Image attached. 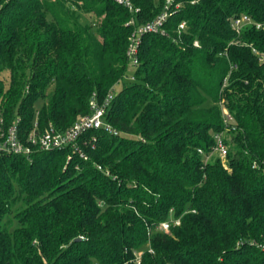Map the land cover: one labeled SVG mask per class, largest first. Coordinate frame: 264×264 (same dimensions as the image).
Here are the masks:
<instances>
[{"label": "trees", "instance_id": "obj_1", "mask_svg": "<svg viewBox=\"0 0 264 264\" xmlns=\"http://www.w3.org/2000/svg\"><path fill=\"white\" fill-rule=\"evenodd\" d=\"M131 2L0 0V127L64 130L123 82L87 159L0 158V264H264V0H183L126 81L129 37L165 0ZM216 133L228 154L206 161Z\"/></svg>", "mask_w": 264, "mask_h": 264}, {"label": "built area", "instance_id": "obj_2", "mask_svg": "<svg viewBox=\"0 0 264 264\" xmlns=\"http://www.w3.org/2000/svg\"><path fill=\"white\" fill-rule=\"evenodd\" d=\"M125 4L130 11L137 10L133 7L131 0H118ZM191 3H196L199 0H190ZM183 6V0H165L162 11L152 20L145 23L136 25L132 34L129 37V44L127 48V57L129 63L136 66L139 63V49L142 41V36L146 33H159L166 34V22L172 13L177 12ZM130 23L135 24L136 20L133 17ZM254 24L253 19L248 15H241L234 17L232 20V26L237 31H240L245 25ZM256 26L260 28L262 23H257ZM186 27V21H182L179 26V32ZM195 45H199L198 41H195ZM114 88H111L107 93L104 100L99 102L95 97L90 100V112L80 115L77 119L64 130L56 128L50 124L45 128H40L38 119L35 118L33 126L29 132L24 133L20 130L19 123L20 118H17L7 128L0 127V158L8 154H22L29 160L32 159L33 153L36 151H50L62 149L67 146H71L74 150L78 151L81 157L87 159L88 155L81 146L82 137L90 130L105 128L106 130L117 133V130L113 128L105 120L107 109L110 106L113 96ZM224 123L230 126L234 122V116L229 112L227 108H223ZM3 121V119H1ZM91 141L96 140L95 136H92ZM216 142L212 146L210 153H206L203 149H199V152L205 155V160H209L212 155H218L222 159L228 154V146L224 141L223 133L215 134ZM88 140L85 139L84 143ZM71 158V156H68ZM99 168H102L98 165ZM180 218H172L170 220L163 221L159 224V229L168 232L171 224L179 223ZM153 251L151 247L148 249ZM143 251L136 252V261L141 260Z\"/></svg>", "mask_w": 264, "mask_h": 264}, {"label": "rangeland", "instance_id": "obj_3", "mask_svg": "<svg viewBox=\"0 0 264 264\" xmlns=\"http://www.w3.org/2000/svg\"><path fill=\"white\" fill-rule=\"evenodd\" d=\"M85 18H86V19H85ZM85 18H84L85 20H89V19H90V17H89L88 14H87V16H86ZM135 70H136V67H135L134 65H132V64L129 63L128 71H127V75L125 76L124 80H126V81L131 80V78L134 77V72H135ZM122 86H123V82L121 81L120 83H118V84L114 87V94L117 93V92H119L120 89L122 88Z\"/></svg>", "mask_w": 264, "mask_h": 264}]
</instances>
